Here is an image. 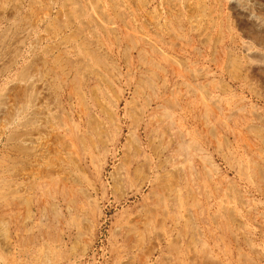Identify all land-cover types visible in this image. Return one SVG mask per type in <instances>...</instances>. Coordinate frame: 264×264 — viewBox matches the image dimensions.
<instances>
[{
    "label": "rangeland",
    "instance_id": "obj_1",
    "mask_svg": "<svg viewBox=\"0 0 264 264\" xmlns=\"http://www.w3.org/2000/svg\"><path fill=\"white\" fill-rule=\"evenodd\" d=\"M222 1L0 0V264H264V34Z\"/></svg>",
    "mask_w": 264,
    "mask_h": 264
},
{
    "label": "bare ground",
    "instance_id": "obj_2",
    "mask_svg": "<svg viewBox=\"0 0 264 264\" xmlns=\"http://www.w3.org/2000/svg\"><path fill=\"white\" fill-rule=\"evenodd\" d=\"M203 1L204 0H194L193 4L194 6H198ZM222 2L225 5L232 6V8L236 10V13L242 16L246 20V22L255 29L256 32L264 34V12H262V10L264 9V0H253V2L248 0H223ZM187 17L190 18L189 16ZM242 46L247 56H259L261 60L258 62V64L264 67V52L253 49V47L246 41H243Z\"/></svg>",
    "mask_w": 264,
    "mask_h": 264
}]
</instances>
